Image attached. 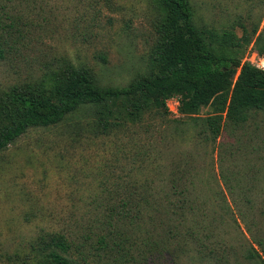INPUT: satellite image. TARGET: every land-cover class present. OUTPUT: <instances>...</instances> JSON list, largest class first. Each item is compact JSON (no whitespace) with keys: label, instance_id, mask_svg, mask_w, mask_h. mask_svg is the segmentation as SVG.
Masks as SVG:
<instances>
[{"label":"rangeland","instance_id":"374dc122","mask_svg":"<svg viewBox=\"0 0 264 264\" xmlns=\"http://www.w3.org/2000/svg\"><path fill=\"white\" fill-rule=\"evenodd\" d=\"M0 2L4 123L12 92L48 93L71 66L102 87L154 68L155 0ZM190 2L198 28L241 39L229 53L243 64L264 57V0ZM186 97L142 124L112 119L103 135L81 109L1 152L0 264H36L33 246L52 234L76 264H264V109L193 116L180 110Z\"/></svg>","mask_w":264,"mask_h":264},{"label":"trees","instance_id":"16d2710c","mask_svg":"<svg viewBox=\"0 0 264 264\" xmlns=\"http://www.w3.org/2000/svg\"><path fill=\"white\" fill-rule=\"evenodd\" d=\"M155 1L159 39L149 73L125 87H102L86 68L71 66L65 80L48 93L12 92L5 111L8 122L0 121V153L31 129L59 125L81 109L97 117V135L118 128L120 122L113 124L112 119L142 124L146 115L162 110L166 116L167 103L180 94L187 95L180 109L187 115L210 107L218 119L225 114L235 118L250 108L264 109V70L229 53L242 46L235 33L198 28L190 0ZM5 12L0 7V14ZM9 29L14 30L13 23ZM1 49L0 44V55ZM33 249L41 256L36 264H76L70 243L59 234L40 239Z\"/></svg>","mask_w":264,"mask_h":264},{"label":"built area","instance_id":"2783aa9c","mask_svg":"<svg viewBox=\"0 0 264 264\" xmlns=\"http://www.w3.org/2000/svg\"><path fill=\"white\" fill-rule=\"evenodd\" d=\"M256 58H257V60H256ZM254 60V61H253ZM248 62H250V65H252V66H255L256 68H259V69H262V70H264V57L263 58H258V55H257V57H256V54L252 57V59H250V61L249 60H247ZM253 62H256V63H253ZM249 64V63H248ZM173 100V99H172ZM172 100H170V101H172ZM169 101V102H170ZM168 102V103H169ZM172 102H175V101H172ZM178 103V102H177ZM179 104V103H178ZM170 110H172L175 114L177 113V109L175 108V109H173V108H171Z\"/></svg>","mask_w":264,"mask_h":264}]
</instances>
